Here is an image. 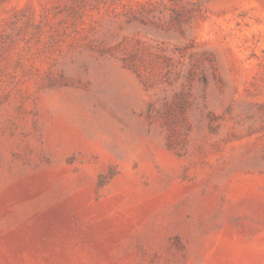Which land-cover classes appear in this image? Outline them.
I'll list each match as a JSON object with an SVG mask.
<instances>
[{
	"label": "rangeland",
	"instance_id": "1",
	"mask_svg": "<svg viewBox=\"0 0 264 264\" xmlns=\"http://www.w3.org/2000/svg\"><path fill=\"white\" fill-rule=\"evenodd\" d=\"M0 264H264V0H0Z\"/></svg>",
	"mask_w": 264,
	"mask_h": 264
}]
</instances>
